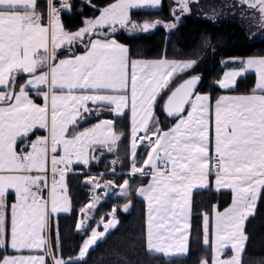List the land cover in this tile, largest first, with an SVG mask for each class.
<instances>
[{"label":"snow or ice","instance_id":"obj_1","mask_svg":"<svg viewBox=\"0 0 264 264\" xmlns=\"http://www.w3.org/2000/svg\"><path fill=\"white\" fill-rule=\"evenodd\" d=\"M80 2L79 10L87 5L100 15L85 19L84 26L72 32L60 19L62 12L71 13L70 0H59V7L55 0H45L47 23L39 0H0V252L16 253L0 258V264H79L117 227L113 208L107 222L103 217L98 222L104 231L92 228L78 256L65 260L57 255L63 251L57 216L70 211L66 174L74 162L89 165L88 153L96 146L117 151L123 135L114 131L113 120L76 130L87 116L105 110L116 117L130 110L132 161L127 175L151 177L146 186L136 190L146 202V220L140 243L136 238L128 242L131 251L142 247L147 254L162 255L169 264L173 258H186L194 190L214 186L230 190L232 200L223 212L216 211L214 218L202 214L203 244L211 247L212 257L199 264H264V257L253 255L245 260L250 239L247 221L254 218L264 196V56L240 59L242 67L226 72L217 82L221 89H230L244 73H255L247 93L215 100L213 135L210 94L195 91L202 75L172 87L174 75L193 69L198 60H130V48L112 38L117 26L131 37L163 23L145 21L141 25L129 15L133 8H157L161 0H116L102 9L92 0ZM176 2L185 14L190 12L189 5L199 0ZM239 5L247 9L241 17L264 35V0H239ZM217 15L213 9L208 18L215 21ZM176 26L164 25L169 29ZM77 44L83 45L81 54L73 51ZM63 48L69 55L59 59ZM21 74L23 83L18 81ZM33 96L43 103H36ZM158 108L176 121L167 130L161 127ZM38 130L46 135L32 139ZM138 145L147 149L139 167ZM85 183L93 185V192L101 187L95 179ZM112 184L108 181L103 187ZM129 189L130 180L125 179L118 195L127 197ZM10 196H14L11 203ZM99 200L94 197V202L79 209L77 230H86L89 213ZM130 207L131 201L123 210ZM226 248L231 255L223 258ZM37 250L44 254H32ZM25 251L29 254H23ZM114 254L116 264H132L127 255Z\"/></svg>","mask_w":264,"mask_h":264},{"label":"trees","instance_id":"obj_2","mask_svg":"<svg viewBox=\"0 0 264 264\" xmlns=\"http://www.w3.org/2000/svg\"><path fill=\"white\" fill-rule=\"evenodd\" d=\"M111 1L113 0H92V3L101 8ZM223 1L199 0V3H191L189 13L182 14L179 11L180 19L175 22L177 25L175 29L164 27L165 24L175 19L173 9L178 6L174 0H162V4L158 9H134L130 12V18L134 23L142 24L145 21H162L163 23L147 33H138L131 37L124 30L118 29L114 37L130 48V57L157 58L163 56L166 58L198 60L199 63L193 69L176 74L172 78V86L185 76L200 74L202 79L196 91L207 92L211 98H214L222 92L216 81L221 75L222 60L224 58L264 55V35L252 37L242 22L235 18L217 16L215 21L208 18L209 16L206 13L217 5H221V12H223ZM39 3L41 6L39 10L46 14L45 0H39ZM55 3H58V1L55 0ZM70 3L72 4L71 13L62 12L60 17L61 23L68 31L77 29L83 24L84 19L93 17L98 13V11L87 5L79 10L81 8L80 0H70ZM82 48L83 45L77 44L74 46L73 51ZM59 51V56L69 53L67 48ZM23 80V74L18 76L19 83H22ZM253 80L252 73L245 74L237 80L232 91H249ZM33 98L39 100L35 96ZM157 116L163 129H166L173 121L165 116L159 108L157 109ZM101 117L112 118L115 125L114 131L123 135L116 146L117 151L103 153L95 165H89L86 168L74 165L72 166L73 171L66 174L65 181L70 200V211L57 216L59 236L63 248L62 253H57V255L62 256V258L74 256L89 230L102 217L106 219L108 211L116 208L117 227L111 229L106 237L90 250L85 260L79 262V264H116L114 253L117 251L122 256L127 255L132 264H169L168 260L162 255L147 254L142 247H137L135 252L129 249V240L136 238L139 244V238L142 236L144 229V202L135 195V188L143 183L146 177L137 174L128 178L125 173L130 167L128 114L116 117L108 110L101 112L98 116L93 113L91 116H87L85 120L80 121L76 130L90 125ZM145 151V147H138L137 164L141 162ZM113 161L119 162L115 164L116 170L109 172ZM90 169L102 171L100 177L105 180L111 179L115 185L128 178L130 180V194L127 197L106 196L103 198L97 204V207L92 210L86 230L79 231L75 228L79 209L90 199V184L85 183L88 177L86 171ZM12 200L13 196H10L9 202L11 203ZM130 201L131 207L127 212L123 211V205L128 204ZM229 201L230 192L228 190L209 188L194 191L193 213L190 221V252L184 259L173 258L171 264H199L202 258H210V249L202 244V214L210 212L214 205L217 208H222ZM246 232L249 234L250 239L247 242L245 260L253 255L258 258L264 257V196L259 200L254 218L247 221ZM55 238L56 228L54 227L52 230L53 244H55ZM49 264H51V261H49Z\"/></svg>","mask_w":264,"mask_h":264},{"label":"crops","instance_id":"obj_3","mask_svg":"<svg viewBox=\"0 0 264 264\" xmlns=\"http://www.w3.org/2000/svg\"><path fill=\"white\" fill-rule=\"evenodd\" d=\"M56 1L59 2V0H56ZM115 2H116V0H113V1H111L110 3H108V4L115 3ZM108 4H106V5H108ZM161 4H162V0H161ZM161 4H160L157 8L144 7V8H133V9H130V10H129V15H130L131 10H134V9H158V8L161 6ZM106 5H105V6H106ZM105 6H103V7H105ZM177 6H178V7L175 8V9H179V5H178V4H177ZM103 7H101V9H102ZM46 13H47V12H46ZM99 15H100V13H99V11H98V13H97L95 16H93V17H88V18H86V19H93V18H95V17H97V16H99ZM176 17H180V12H179V13H175V17H174L175 20H174V22H177ZM46 19H47V16H46V14H45V20H44V23H47ZM84 20H85V19H84ZM171 23H173V21H170V22L167 23V24H171ZM83 26H84V24H82L80 27H78L77 29L73 30L72 32L78 30L79 28H81V27H83ZM130 26H131V25H129V27H130ZM117 27H118V29H119V26H117ZM98 30H99V29H98ZM122 30H123V29H122ZM124 31H125V30H124ZM94 38H95V37H94ZM112 38L116 39L114 36H113ZM84 39L87 41L88 37L85 36ZM116 40H117V39H116ZM117 41H118V40H117ZM118 42L121 43L120 41H118ZM121 44H123V43H121ZM124 45H125V44H124ZM83 51H84V48H82L81 50H77V51L74 50V52H75L76 54H81ZM68 55H69V53H68L67 55L59 56L58 58H59V59H63V58H66ZM254 56H264V55H254ZM249 57H253V56L226 57V58H224V59L222 60V72H221V75L219 76V78L217 79L216 84L218 85L217 82H218L219 80H221V79L224 78V74H225L226 72H230V71H234V70H237V71H238V70L242 67V65L238 63V61H239L240 59H247V58H249ZM129 58H130V60H131V59H141V60H161V59H167V60H169V61H172V60H176V61L193 60V59H175V58H166V57H163V56H162V57H157V58H144V57H129ZM233 61H237V62H236V63H233ZM178 73H181V72H178ZM178 73H176V74H178ZM247 73H252V74H253V76H254L253 83H254V81H255V73H254V71H248ZM247 73H244L242 76H244V75L247 74ZM176 74H175V75H176ZM175 75H174V76H175ZM242 76H241V77H242ZM239 78H240V77H238L237 80H238ZM23 82H24V80L22 81V83H23ZM235 86H236V84H235ZM235 86H234L233 88H230V89H221V88L218 86V87L222 90V92L219 93V94H218L217 96H215L214 98H211V104H212V106H213V107H212V115H213V135H214V104H215V100H216L218 97L222 96V95H224V96H236V95H241V94H245V93L248 92V91L234 92V91H232V89H234ZM250 88H251V87H250ZM196 92L199 93V94H209V93H207V92H199V91H196ZM33 99H34V98H33ZM35 102L38 103V104H42V103H43L42 99H39V100H36V99H35ZM88 106H89V107H92V105H91L90 102H89V105H88ZM126 111H127L128 118H129V145H128L129 150H128V152H129V159H130V167H129V169H128L125 173L128 174V173H130V170H131V161H132V155H131V139H132V137H131V121H130L131 113H130V110H126ZM111 114H112V113H111ZM184 114L187 115L186 112H185ZM112 115L114 116V114H112ZM102 120H112V118H110V117H101V118L95 120V121H94L93 123H91L90 125H88V126H86V127H84V128L78 129L77 131H84L85 129L91 128V127H93L95 124L99 123V122L102 121ZM175 123H176V121H175V119H173V121L171 122V124H170L166 129H164V130H167L168 128L172 127ZM43 135H46V132H45L44 130H38L37 133L32 137V139H35L36 136H43ZM140 135H143V133H140ZM139 146H143V147H145L144 145H138V147H139ZM145 148H146V147H145ZM137 149H138V148H137ZM105 152H108L107 148H103V147H99V146H96L94 150H90L89 153H88V155H89V157H90V163H89V165H95L96 162H98L100 156H101L103 153H105ZM146 155H147V149H146V151H145V154H144V156H143L141 162H140L139 164H137L138 167L142 165L143 160L146 158ZM93 156L97 157L98 159H91V157H93ZM74 165H80V166H83V167H85V168H86L87 166H89V165H83L82 163H76V162H74L72 166H74ZM111 165H113V163H112ZM72 166H71V167H72ZM115 168H116V167H115ZM111 171L113 172L114 170H112L111 167H110L109 172H111ZM86 172L88 173L87 180H89V179H95V180H98L99 183L101 184V187L98 188V189H95L94 192L92 191L93 185L90 184V199L87 201L86 204H88V203H90V202H94V197H100V200H99V202H100V201H101L103 198H105L106 196H112V197H117V196H119V195H118V193H119V185L122 184L123 181H124L125 179L130 178V177L128 176V178H125L120 184L115 185V184L113 183L111 187H109V188L106 189V188L103 187V185H105L108 181H112V180H111V179H106V180H105V179H100V175L102 174V171H98V170L90 169V170H87ZM65 179H66V176H65ZM150 179H151L150 176L146 177L145 181H144L143 183L139 184V185L135 188V195H136V190H137L138 188H140V187L146 186V185L149 183ZM213 182H214V177H213ZM65 183H66V181H65ZM212 189L216 190L214 186L212 187ZM220 190H228V189H220ZM194 191H195V190H194ZM228 191L230 192V201H229V203H228L226 206L222 207V208H217L216 205H214L215 208H214V206H213L210 212H208V213L206 212L207 214H209L210 217H213V218H214V216H215V212H216V211L223 212L226 208H228V207L231 205L232 193H231L230 190H228ZM67 194H68V193H67ZM136 196H137V195H136ZM68 197H69V195H68ZM137 197L143 200L142 197H140V196H137ZM13 200H14V196H13ZM69 201H70V200H69ZM99 202H98V203H99ZM143 202H144V224H145V220H146V202H145L144 200H143ZM98 203H97V204H98ZM122 210H123V209H122ZM123 211H124V210H123ZM110 212H112V210L109 211L108 213H110ZM62 213H67V212H62ZM91 213H92V211L89 213V216H90V217H91ZM59 214H61V213H59ZM80 218H81V214H80V212H79L78 217H77V221H78ZM110 218H111L110 216H107V218H106V219H103V220H104V222H105L106 220H108V219H110ZM115 219H116V216H115ZM116 220H117V219H116ZM77 221H76V222H77ZM99 221H101V219H99V220L96 222V224H95L92 228H94V227H99V228H101V227H102V223H98ZM190 221H191V218H190ZM75 228H76V225H75ZM92 228L89 230L88 234L90 233V231L92 230ZM88 234H87V235H88ZM87 235H86V236H87ZM86 236H85V237H86ZM85 237H84V238H85ZM81 243H82V242H81ZM202 244H203V215H202ZM203 246H204V247H208V248L210 249V251H211V247H210V246H205L204 244H203ZM0 253H1V254H0V258H2V257L5 256V255H14V254H16V253H13V252H11V251H9V252H7V253H6V252H0ZM23 254L28 255L29 253H28L27 251H25ZM32 254L43 255V254H44V251H43V250H37L36 252H34V253H32ZM230 255H231V250L228 249V248H226V249H225V256H224L223 258H227V257L230 256ZM211 257H212V251H211V256H210V258L208 259L209 261L211 260ZM69 258H70V257H68V258H63V259L68 260ZM71 258H72V257H71ZM202 259H206V258H202Z\"/></svg>","mask_w":264,"mask_h":264},{"label":"rangeland","instance_id":"obj_4","mask_svg":"<svg viewBox=\"0 0 264 264\" xmlns=\"http://www.w3.org/2000/svg\"><path fill=\"white\" fill-rule=\"evenodd\" d=\"M174 1L176 2V0H174ZM176 3H177V2H176ZM231 5H236V6H235V7H231ZM222 6L224 7L223 12H221V11H222V9L220 8L221 5H219V6L217 5L215 8H213V9H215L216 12L218 13L217 16H221V17H231V18L238 19V20H240V21L242 22V24L246 27L248 33H249L252 37H255V36L261 35V34H259L258 30H257L254 26H250V21H249L248 19H244V18L241 17V13H242V12H247V9H246V7H245V8H241V7H240V5H239V0H224L223 3H222ZM213 9H212L211 11H209V12L206 13L207 16L210 17V16L212 15V13H213ZM175 10H176L175 13H179V10H178V9H175ZM233 12H235V15H232ZM174 20H175V19H174ZM174 20H173V23H175ZM159 25H161V24H159ZM157 26H158V25H157ZM252 33H255V34L253 35ZM100 179H102V178L100 177ZM126 204H127V203H126ZM126 204H125V205H126ZM123 206H124V205H123ZM122 209H123V207H122ZM112 210H113V209H112ZM110 211H111V210H110ZM108 212H109V211H108ZM116 219H117V218H116ZM105 222H107V220H106ZM94 228H97L98 231H104L103 224H102V227H101V228H99V227H94ZM90 233H91V231H90ZM90 233H89L88 235H90ZM88 235H87L84 239H86V238L88 237ZM84 239H83V240H84ZM82 242H83V241H82ZM81 245H82V243H81ZM81 245H80V246H81ZM79 248H80V247H79ZM78 253H79V250H78V252H77L74 256H72V258L78 256Z\"/></svg>","mask_w":264,"mask_h":264},{"label":"water","instance_id":"obj_5","mask_svg":"<svg viewBox=\"0 0 264 264\" xmlns=\"http://www.w3.org/2000/svg\"><path fill=\"white\" fill-rule=\"evenodd\" d=\"M143 24V23H142ZM141 24V25H142ZM193 75H200V74H190V75H188V76H185V77H183L182 79H180L176 84H174L172 87H175V86H177L179 83H181L184 79H187V78H190L191 76H193ZM201 81V80H200ZM200 83V82H199ZM199 83H198V85H199ZM198 85H197V88H198ZM197 88H196V90H197ZM195 90V91H196ZM162 104H163V100H162ZM164 113V112H163ZM164 115L166 116V113H164ZM170 119H172V118H170ZM173 120V119H172Z\"/></svg>","mask_w":264,"mask_h":264},{"label":"built area","instance_id":"obj_6","mask_svg":"<svg viewBox=\"0 0 264 264\" xmlns=\"http://www.w3.org/2000/svg\"><path fill=\"white\" fill-rule=\"evenodd\" d=\"M56 6L59 7V2L56 3ZM46 12H47V11H46ZM44 20H45V19H44ZM46 21H47V19H46ZM111 169L114 170V171L116 170V168H115V164L111 165ZM72 171H73V169H72V167H70V171H69V172H72ZM69 172H68V173H69ZM50 178H51V173H49V179H50Z\"/></svg>","mask_w":264,"mask_h":264}]
</instances>
